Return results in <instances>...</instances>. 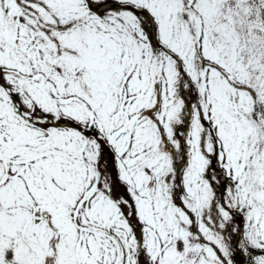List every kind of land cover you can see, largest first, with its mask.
<instances>
[{
    "label": "snow or ice",
    "instance_id": "obj_1",
    "mask_svg": "<svg viewBox=\"0 0 264 264\" xmlns=\"http://www.w3.org/2000/svg\"><path fill=\"white\" fill-rule=\"evenodd\" d=\"M0 264H264V0H0Z\"/></svg>",
    "mask_w": 264,
    "mask_h": 264
}]
</instances>
